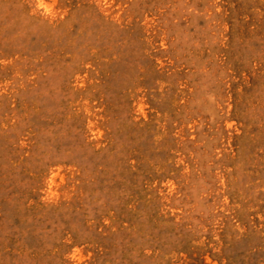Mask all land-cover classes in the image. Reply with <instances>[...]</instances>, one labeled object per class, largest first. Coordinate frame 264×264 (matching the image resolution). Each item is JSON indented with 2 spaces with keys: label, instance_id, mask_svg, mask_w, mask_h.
Wrapping results in <instances>:
<instances>
[{
  "label": "rangeland",
  "instance_id": "1",
  "mask_svg": "<svg viewBox=\"0 0 264 264\" xmlns=\"http://www.w3.org/2000/svg\"><path fill=\"white\" fill-rule=\"evenodd\" d=\"M0 264H264V0H0Z\"/></svg>",
  "mask_w": 264,
  "mask_h": 264
}]
</instances>
